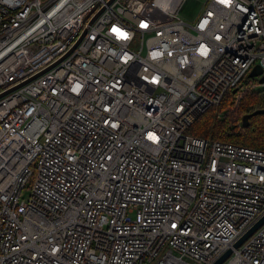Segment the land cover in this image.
Listing matches in <instances>:
<instances>
[{"label":"built area","instance_id":"built-area-1","mask_svg":"<svg viewBox=\"0 0 264 264\" xmlns=\"http://www.w3.org/2000/svg\"><path fill=\"white\" fill-rule=\"evenodd\" d=\"M106 1L0 0V92ZM180 7L113 0L0 96V264H208L264 211V151L186 132L258 85L242 78L264 74V0ZM247 238L221 264H264V222Z\"/></svg>","mask_w":264,"mask_h":264},{"label":"trees","instance_id":"trees-1","mask_svg":"<svg viewBox=\"0 0 264 264\" xmlns=\"http://www.w3.org/2000/svg\"><path fill=\"white\" fill-rule=\"evenodd\" d=\"M245 84L256 82L246 73ZM234 92L228 90L221 100L201 112L186 132L211 140L236 143L264 150V113L252 114L246 122L242 116L264 107V86L247 88L237 104Z\"/></svg>","mask_w":264,"mask_h":264},{"label":"bare ground","instance_id":"bare-ground-1","mask_svg":"<svg viewBox=\"0 0 264 264\" xmlns=\"http://www.w3.org/2000/svg\"><path fill=\"white\" fill-rule=\"evenodd\" d=\"M167 1H173V2H177L178 4H182V2L184 1V0H167ZM102 5H104V4H102ZM101 5V6H102ZM104 10V9H103ZM92 15H89V16H87V19H86V22H87V20L91 17ZM94 22V21H93ZM255 64H258V63H255ZM254 64V65H255ZM50 65V64H49ZM49 65H47V66H49ZM253 65V66H254ZM259 65V64H258ZM47 66H44V67H42L40 70H38L37 72H39V71H41V70H43V69H45ZM54 66V65H53ZM53 66H51L50 68H48V69H46L45 71H42L41 73H44V72H46V71H48V70H50ZM252 66V67H253ZM260 66V65H259ZM251 67V68H252ZM251 68L246 72V73H248L250 70H251ZM262 69V68H261ZM37 72H35V73H37ZM40 73V74H41ZM245 73V74H246ZM244 74V75H245ZM262 75H264V74H262V72H261V74H259V75H257V76H255L254 78L256 79V82H251V83H256V84H258V85H256V87H259V86H264V82L263 83H260L259 81H258V78L260 77V76H262ZM244 77V76H243ZM243 79V78H242ZM243 83V82H242ZM24 84V83H23ZM234 88H236V87H234ZM233 89V88H232ZM232 89H231V91H232ZM236 91H237V88H236ZM236 91L234 92V93H236ZM1 92H3V91H1ZM0 92V93H1ZM223 97V96H222ZM221 97V98H222ZM221 98L218 100V102L221 100ZM217 102V103H218ZM217 103H215V104H217ZM194 121V120H193ZM192 121V122H193ZM191 122V123H192ZM190 123V124H191ZM187 129V128H186ZM190 134V133H189ZM197 136V135H196ZM246 146V145H245ZM250 147V146H249ZM253 148H255V147H253ZM256 149H258V150H262V151H264L263 149H259V148H256ZM180 151H182V150H179V152ZM180 154V153H179ZM178 156H180V157H182L183 156V154L182 155H178ZM172 158H174L176 161H179L180 159L178 158V157H176V156H172ZM137 191H133L132 193L133 194H135ZM179 195H181L180 197H174L173 198V200H172V202L174 203V205H175V207L178 209V211L180 212V213H184V211H185V209H186V206H187V204H185V202L183 201V196H182V193H179L178 194V196ZM199 197V199H196V201H195V205L197 204L198 206H200L201 204H202V199H201V197L200 196H198ZM192 199V198H191ZM245 209H247V212H244V213H241V214H239V217L238 218H241V219H246L245 221H243L244 222V224L245 223H247L248 222V220H249V213H254L255 211L252 209V208H245ZM264 211L263 210H261V211H258L256 214H255V219L256 218H258L259 216H261V214L263 213ZM264 214V213H263ZM262 214V215H263ZM258 216V217H257ZM247 217V218H246ZM254 219V220H255ZM214 221H218L219 219L218 218H214L213 219ZM253 220V221H254ZM252 221V222H253ZM256 221V220H255ZM254 221V222H255ZM233 222L234 221H232L231 222V224H229L228 226H227V228L223 231V233H224V235H226V236H228V238L226 239V241H225V243L223 244V245H219V246H216V245H212V244H210L207 248H206V250L208 251V250H210L207 254H205V253H202V252H198L199 254V256L200 257H209V263L208 264H211L219 255H220V253H223L227 248H231V252H232V250L234 251V249H237V247L239 246H237V247H234L233 246V243L239 238V236L242 234V233H244L253 223L252 222H248L247 223V228L246 229H240V227H239V230L240 231H242L240 234H237V233H235L234 232V230H233ZM235 222H237V224H238V226H239V224H240V222L239 221H235ZM252 223V224H251ZM249 224H251L249 227H248V225ZM117 234L119 235V236H123V235H132V234H137V232L135 231V230H133V229H130V230H128L127 232H124V231H121V232H117ZM214 235V234H213ZM213 235H210L209 236V238H211ZM235 237V238H234ZM248 237H250V235L248 236ZM234 238V239H233ZM248 239V238H247ZM33 243H35V241H33ZM223 246H225L218 254H216L217 253V250L216 249H220V247H223ZM231 254V253H230ZM229 254V255H230ZM228 255V256H229ZM227 256V257H228ZM226 257V258H227ZM225 258V259H226ZM224 259V260H225ZM223 260V261H224ZM222 261V262H223ZM235 261H239V254L237 253V255L235 256ZM221 262V263H222ZM230 262V264H235L234 263V261L233 260H230L229 261ZM220 263V264H221Z\"/></svg>","mask_w":264,"mask_h":264},{"label":"water","instance_id":"water-1","mask_svg":"<svg viewBox=\"0 0 264 264\" xmlns=\"http://www.w3.org/2000/svg\"><path fill=\"white\" fill-rule=\"evenodd\" d=\"M113 0H107L106 3L102 6H100V8L98 10H96L92 16L87 20V22L85 23L79 37L77 38V40L74 42V44L71 46V48L64 53L62 56H60L57 60H55L52 64H50L49 66H47L45 69L27 77L26 79H24L23 81H21L18 84H15L13 86H11L10 88L6 89L5 91L0 93V96L4 95L5 93L15 89L16 87L22 85L23 83L29 81L30 79L36 77L37 75H39L42 71H45L46 69L50 68L51 66H53L54 64H56L57 62H59L62 58H64L68 53H70V51L77 45V43L81 40V38L85 35V33L87 32L89 26L93 23V21L96 19V17L103 11V9H105V6L110 4ZM262 69L258 64H255L251 70L248 72V76L249 77H255L259 74H261ZM258 81L260 83L264 82V75L260 76L258 78ZM236 88L232 89V92H235ZM257 113H264V107L261 108H256L254 109L252 112L250 113H246L242 116V121L246 122L249 118L250 115L252 114H257ZM264 222V214L261 215L244 233H242L239 238L233 243L234 247H237L238 245H240L249 235H251L262 223ZM231 253V248H227L223 253H221L211 264H220L229 254Z\"/></svg>","mask_w":264,"mask_h":264},{"label":"rangeland","instance_id":"rangeland-1","mask_svg":"<svg viewBox=\"0 0 264 264\" xmlns=\"http://www.w3.org/2000/svg\"><path fill=\"white\" fill-rule=\"evenodd\" d=\"M204 0H184L179 9V15L183 19L193 20L202 10ZM259 86L258 88H260Z\"/></svg>","mask_w":264,"mask_h":264}]
</instances>
